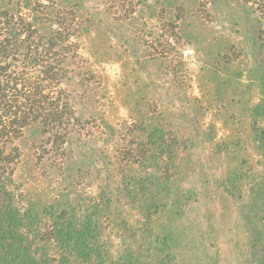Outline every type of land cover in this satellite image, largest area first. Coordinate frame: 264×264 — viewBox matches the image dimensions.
<instances>
[{"label": "rangeland", "instance_id": "obj_1", "mask_svg": "<svg viewBox=\"0 0 264 264\" xmlns=\"http://www.w3.org/2000/svg\"><path fill=\"white\" fill-rule=\"evenodd\" d=\"M57 1L84 31L63 83L82 123L64 150L37 125L15 141L27 199L81 210L99 197L116 222L105 235L120 248L136 241L141 262L151 248L148 264L165 254V264H260L264 0H147L131 17L113 0ZM162 142L168 171L146 185ZM131 175L145 181L136 201Z\"/></svg>", "mask_w": 264, "mask_h": 264}, {"label": "trees", "instance_id": "obj_2", "mask_svg": "<svg viewBox=\"0 0 264 264\" xmlns=\"http://www.w3.org/2000/svg\"><path fill=\"white\" fill-rule=\"evenodd\" d=\"M146 1L112 3L131 17ZM18 4L0 0V264H148L151 248L146 250L147 261L141 262L135 238V243L120 248L105 235L107 222H116L99 197L81 210L70 206L56 209L55 205L45 210L31 203L19 188L15 171L21 154L15 141L37 125L49 135L52 146L59 142L64 150L63 145L82 123L63 83L72 78L75 51L84 31L77 33L75 13L59 7L57 0H30L27 9ZM161 146L160 170L146 185L168 171L167 144ZM124 183L129 199L135 197L136 201L146 192L140 185L145 181L136 175ZM142 198L149 203L156 197ZM241 216L251 247L258 251L263 246L261 231L246 210ZM163 258L170 259V255L160 257L159 264H165ZM258 261L264 264L263 252Z\"/></svg>", "mask_w": 264, "mask_h": 264}]
</instances>
